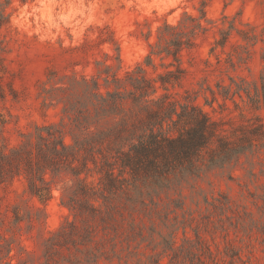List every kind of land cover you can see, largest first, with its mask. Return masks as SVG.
Here are the masks:
<instances>
[{
    "label": "trees",
    "instance_id": "obj_1",
    "mask_svg": "<svg viewBox=\"0 0 264 264\" xmlns=\"http://www.w3.org/2000/svg\"><path fill=\"white\" fill-rule=\"evenodd\" d=\"M203 30L201 20L190 15L176 24L164 23L157 40L150 42L145 62L153 65L156 55L178 60ZM229 32L222 31L216 46L226 44ZM245 38L254 40L256 35L246 32ZM106 73V90L96 78L76 76L44 86V103L62 104L60 121L38 125L10 152L0 151V184L23 175L30 193L48 199L55 181L72 180L61 204L74 218L68 217L47 239L46 264L59 247L76 250L72 259H64L72 264H101L103 259L129 264L137 255L144 257L138 264H165L163 254L168 264H221L202 232L220 230L228 236L232 227L250 234L257 222H248V207L225 194L205 196L196 208L186 209L182 188L207 170L235 167L242 156L264 149V115L229 136L197 102L158 94L157 80H148L141 64L123 76ZM176 73L161 74V84L177 80ZM230 80L217 83V90L208 87L211 100L221 95L239 106L235 96H246L252 109L264 110V82L258 86L244 78ZM250 175L257 178L256 170ZM250 194L264 202V193ZM188 228L195 238L186 235L178 246L177 231L186 233ZM143 247L149 251L142 252ZM217 251L230 264L242 260L233 244Z\"/></svg>",
    "mask_w": 264,
    "mask_h": 264
},
{
    "label": "rangeland",
    "instance_id": "obj_2",
    "mask_svg": "<svg viewBox=\"0 0 264 264\" xmlns=\"http://www.w3.org/2000/svg\"><path fill=\"white\" fill-rule=\"evenodd\" d=\"M186 15L205 26L193 46L184 48L178 60L156 55L154 64L147 65L158 27L176 24ZM224 30L230 31L226 44L216 46ZM246 32L256 38L246 39ZM0 40V151L10 152L38 125L60 121L62 104L46 105L44 86L76 76L96 78L106 90V71L123 76L140 64L148 80H157L158 94L197 102L223 134L233 136L238 126L264 115L263 109L247 104L246 96H235L237 106L221 95L211 100L208 90H217V83L229 84L231 76L258 86L264 82V0H0ZM169 70L177 71L179 78L164 87L159 76ZM253 169L257 178L250 175ZM71 184L68 177L58 179L48 199L30 193L23 175L0 184V264H46L47 239L68 217L74 218L61 204ZM182 190L186 209L196 208V201L205 196L220 194L247 206V221L257 222L250 234L231 227L228 236L220 230L202 235L221 264H230L229 258L217 249L228 244L240 249L245 263L264 264V202L250 194L264 193V149L242 156L235 167L207 170ZM186 235L195 238L190 228L177 231L178 246ZM75 252L59 247L49 264H72L64 259H72ZM141 257L131 258L129 264H138ZM161 260L169 263L165 254ZM242 260L235 264H244ZM100 262L120 264L118 259Z\"/></svg>",
    "mask_w": 264,
    "mask_h": 264
}]
</instances>
